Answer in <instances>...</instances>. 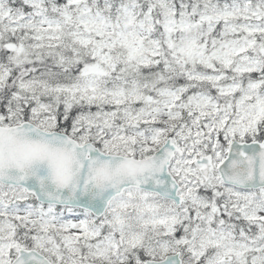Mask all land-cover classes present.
<instances>
[{
  "label": "snow or ice",
  "instance_id": "1",
  "mask_svg": "<svg viewBox=\"0 0 264 264\" xmlns=\"http://www.w3.org/2000/svg\"><path fill=\"white\" fill-rule=\"evenodd\" d=\"M0 264H264V0H0Z\"/></svg>",
  "mask_w": 264,
  "mask_h": 264
}]
</instances>
